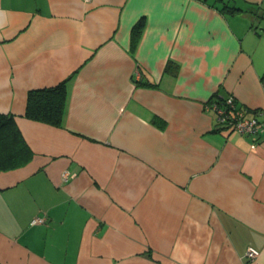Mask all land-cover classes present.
I'll list each match as a JSON object with an SVG mask.
<instances>
[{"label": "crops", "instance_id": "1", "mask_svg": "<svg viewBox=\"0 0 264 264\" xmlns=\"http://www.w3.org/2000/svg\"><path fill=\"white\" fill-rule=\"evenodd\" d=\"M227 1L0 0V114L33 154L0 173V264H264V133L207 109L264 111V0ZM60 84V127L25 117Z\"/></svg>", "mask_w": 264, "mask_h": 264}, {"label": "trees", "instance_id": "2", "mask_svg": "<svg viewBox=\"0 0 264 264\" xmlns=\"http://www.w3.org/2000/svg\"><path fill=\"white\" fill-rule=\"evenodd\" d=\"M218 9L223 14H239L243 10L230 5L227 0H200ZM143 22H138L132 32L133 44ZM167 64L165 71L169 70ZM66 91L64 84L54 88L30 91L27 96L25 117L52 126L60 127L64 114ZM219 99V98H218ZM217 100V99H216ZM32 152L22 138L11 115L0 114V173L20 168L32 158Z\"/></svg>", "mask_w": 264, "mask_h": 264}, {"label": "built area", "instance_id": "3", "mask_svg": "<svg viewBox=\"0 0 264 264\" xmlns=\"http://www.w3.org/2000/svg\"><path fill=\"white\" fill-rule=\"evenodd\" d=\"M207 109L211 110L216 117V122L223 129L235 132L239 135H260L264 133V124L260 120V116L264 115V111H258L253 116H248L244 110L239 108L232 97H225L211 102ZM67 179L68 174H64ZM42 218L33 220V224L42 223ZM259 252L253 248H248L246 257L254 260Z\"/></svg>", "mask_w": 264, "mask_h": 264}]
</instances>
